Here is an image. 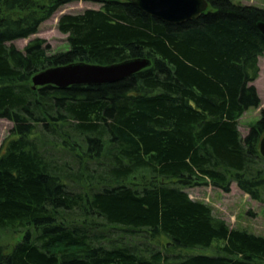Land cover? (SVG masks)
Returning a JSON list of instances; mask_svg holds the SVG:
<instances>
[{
	"label": "trees",
	"instance_id": "16d2710c",
	"mask_svg": "<svg viewBox=\"0 0 264 264\" xmlns=\"http://www.w3.org/2000/svg\"><path fill=\"white\" fill-rule=\"evenodd\" d=\"M79 1L101 7L60 17L69 50L13 44ZM206 1L198 19L172 24L129 0H0V119L14 125L0 149V232L20 235L0 242V264H264L263 236L186 191L236 184L264 203V111L246 137L239 129L261 106L264 9ZM134 59L151 65L116 83L32 82Z\"/></svg>",
	"mask_w": 264,
	"mask_h": 264
},
{
	"label": "rangeland",
	"instance_id": "374dc122",
	"mask_svg": "<svg viewBox=\"0 0 264 264\" xmlns=\"http://www.w3.org/2000/svg\"><path fill=\"white\" fill-rule=\"evenodd\" d=\"M122 2L128 0H119ZM244 5H254L264 9V0H235ZM100 4L91 2H74L61 7L50 19L45 21L36 35L29 39L14 41L13 44L21 51L25 50L28 43L41 38L50 46L51 53L69 50L67 36L58 30V22L64 14H79L88 9L98 10ZM260 75L253 83L261 99L259 108H252L245 112L239 121V129L243 137L249 133L250 127L255 125L264 111V55L259 58ZM13 123L6 119H0V149L4 141L11 135ZM193 200L201 201L211 206L213 213L226 221L232 229L245 230L258 236L264 237V203L252 200L248 195L239 190L233 184L230 193H224L210 186L190 188L186 190ZM20 238V235L12 232H0V242L6 247H12ZM186 251V250H184ZM214 250L189 249L192 255H213Z\"/></svg>",
	"mask_w": 264,
	"mask_h": 264
},
{
	"label": "water",
	"instance_id": "95a60500",
	"mask_svg": "<svg viewBox=\"0 0 264 264\" xmlns=\"http://www.w3.org/2000/svg\"><path fill=\"white\" fill-rule=\"evenodd\" d=\"M142 12L167 23L182 24L198 19L209 4L206 0H129ZM264 34V24L259 25ZM147 59H134L114 65L71 64L44 70L32 79L34 87L52 85L66 89L75 85H104L122 81L148 68ZM264 157V136L260 143Z\"/></svg>",
	"mask_w": 264,
	"mask_h": 264
}]
</instances>
